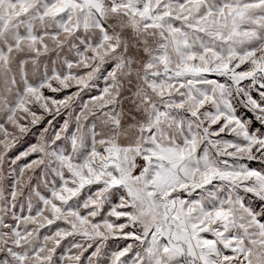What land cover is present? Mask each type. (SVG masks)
I'll use <instances>...</instances> for the list:
<instances>
[{"label":"snow or ice","instance_id":"snow-or-ice-1","mask_svg":"<svg viewBox=\"0 0 264 264\" xmlns=\"http://www.w3.org/2000/svg\"><path fill=\"white\" fill-rule=\"evenodd\" d=\"M0 264H264V0H0Z\"/></svg>","mask_w":264,"mask_h":264},{"label":"rangeland","instance_id":"rangeland-1","mask_svg":"<svg viewBox=\"0 0 264 264\" xmlns=\"http://www.w3.org/2000/svg\"><path fill=\"white\" fill-rule=\"evenodd\" d=\"M210 78H216V77H210ZM247 83V82H245ZM51 95V94H50ZM88 96L85 95L84 96V99H87ZM46 119H51V117H46ZM63 122V117H57V123H62ZM41 126H37L36 129H34L33 131L36 132L38 134V129L40 128ZM29 142H35V135H33L32 133H30L29 135L23 137L21 139V143L17 146L16 149H13L10 153H9V158H12L14 157L15 154L18 153V151H21L23 150L24 148L27 147L28 143ZM253 166H257V165H253ZM114 243L115 242H110V244H112L114 246ZM64 247L66 248L67 247V242H64Z\"/></svg>","mask_w":264,"mask_h":264}]
</instances>
